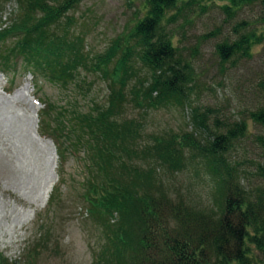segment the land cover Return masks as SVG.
Wrapping results in <instances>:
<instances>
[{"label": "trees", "instance_id": "trees-1", "mask_svg": "<svg viewBox=\"0 0 264 264\" xmlns=\"http://www.w3.org/2000/svg\"><path fill=\"white\" fill-rule=\"evenodd\" d=\"M15 1L17 13L0 29L2 74L22 59L33 78L60 87L73 83L79 68L107 84L104 105L85 113L72 110L66 123L64 113L56 111L55 126L43 129L61 160L57 141L67 125L75 139L68 143L83 149L89 174L83 198L104 238L92 264H264V94L261 105L247 113L260 129L254 143L261 160L250 174L252 183L229 161L247 131L242 120L224 124L221 131L215 125L204 141L193 133L147 134L143 123L150 110L189 101L198 86L200 47L221 33L215 27L188 47L178 37L185 38L186 29L216 10L230 25L214 45L219 67L249 59L253 47L264 43V0H143L136 21L93 57L71 35L68 14L84 0ZM245 9H255V16L239 18ZM8 39L15 40L13 47L4 45ZM127 109L136 112L134 118H126ZM192 111L194 123L208 131L210 110ZM199 165L213 183L212 198L204 205L163 179L164 173ZM38 234L28 253L30 264L50 239L46 227ZM0 264H9L1 254Z\"/></svg>", "mask_w": 264, "mask_h": 264}, {"label": "rangeland", "instance_id": "rangeland-1", "mask_svg": "<svg viewBox=\"0 0 264 264\" xmlns=\"http://www.w3.org/2000/svg\"><path fill=\"white\" fill-rule=\"evenodd\" d=\"M142 8L143 0H84L68 14L73 20L71 35L80 38L84 51L93 57L128 29ZM15 13V0H0V29L9 25ZM254 16L255 9H245L239 18ZM215 27L220 28L221 36L200 47L196 62L198 86L189 101L148 111L144 129L147 134L193 133L197 140L204 141L209 131L216 130L215 125L221 131L224 124L242 120L247 131L232 148L229 161L245 181L252 183L250 174L261 160L254 143L260 129L247 113L263 101L264 43L253 47L249 59L225 64L221 69L213 55L214 45L229 33L230 25L223 23L216 10L194 22L185 30V38L178 39L181 45L192 46L197 36ZM6 42L5 46L13 47L15 40ZM24 64L21 59L7 75L0 72V254L9 264H30L28 253L36 245L39 231L46 227L50 239L39 250L34 264H92L104 238L83 198V182L89 176L83 149L68 143L75 139L67 125L57 141L64 155L61 160L53 137L43 129L55 126L56 111L64 113L62 120L66 123L73 116L72 110L85 113L95 105H104L109 93L107 84L100 76L79 68L74 82L60 87L40 76L33 78L24 70ZM45 104H53L54 110ZM194 108L210 110L208 131L192 120ZM135 114L131 109L125 111L126 118H134ZM163 177L168 185L197 203L204 205L212 198L213 183L201 166L174 175L164 173ZM51 182L50 193L57 188V199L52 203L49 196L44 201Z\"/></svg>", "mask_w": 264, "mask_h": 264}, {"label": "bare ground", "instance_id": "bare-ground-1", "mask_svg": "<svg viewBox=\"0 0 264 264\" xmlns=\"http://www.w3.org/2000/svg\"><path fill=\"white\" fill-rule=\"evenodd\" d=\"M52 185H53V183L51 182V183H49V185L47 186V189H46V191H45V193H44V201L47 200V198H48V196H49V193H50V191H51Z\"/></svg>", "mask_w": 264, "mask_h": 264}]
</instances>
